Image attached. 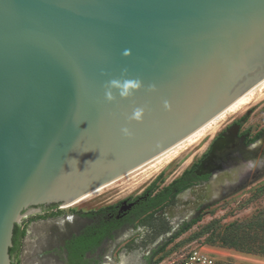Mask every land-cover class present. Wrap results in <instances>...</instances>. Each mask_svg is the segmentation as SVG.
<instances>
[{
	"label": "water",
	"instance_id": "obj_1",
	"mask_svg": "<svg viewBox=\"0 0 264 264\" xmlns=\"http://www.w3.org/2000/svg\"><path fill=\"white\" fill-rule=\"evenodd\" d=\"M262 80L264 0H0V264L23 214L145 170Z\"/></svg>",
	"mask_w": 264,
	"mask_h": 264
},
{
	"label": "rangeland",
	"instance_id": "obj_2",
	"mask_svg": "<svg viewBox=\"0 0 264 264\" xmlns=\"http://www.w3.org/2000/svg\"><path fill=\"white\" fill-rule=\"evenodd\" d=\"M224 134H228L226 140L219 141L213 156L200 166L202 170L208 168L203 172L207 178L197 179L196 173H189L159 207L124 223L89 252L88 258L91 264H180L195 248L208 255L212 264H264V256L224 247L216 235H195L212 219L218 221L217 232L264 206V86L248 106L219 121L215 131L188 146L162 169L136 171L67 210L56 205L23 214L17 223L22 235L15 263L63 264V243L105 219L99 210L141 192L160 173L152 191H161L205 152L210 155L212 140ZM189 222L190 226L181 230Z\"/></svg>",
	"mask_w": 264,
	"mask_h": 264
},
{
	"label": "trees",
	"instance_id": "obj_3",
	"mask_svg": "<svg viewBox=\"0 0 264 264\" xmlns=\"http://www.w3.org/2000/svg\"><path fill=\"white\" fill-rule=\"evenodd\" d=\"M225 137L223 139L226 140ZM186 173L187 171H184L182 175ZM160 175L161 173L156 176L154 180H152L150 183L151 186L154 185ZM180 180L181 177L171 181L164 187V189L159 192V194L156 195V197L151 202L155 203L154 205L164 202V200L172 191V188L176 185L178 186ZM149 207H145L142 212L147 211ZM217 223L218 221L216 219L210 220L208 223L202 226L200 232L196 233L195 235L200 233H206L209 236L216 235L218 243L224 247L233 248L244 253L264 256V206L258 209L248 218L232 221L224 226H221L220 231L215 232V225ZM105 226L106 223L103 224L102 222L99 226L88 228L83 231L81 235H78L77 237H74L68 241L65 244V249L69 252L70 260L72 258H76V255L80 258L85 251L92 249L95 245H97L104 235H108V232L104 230ZM189 226L190 222L182 226L181 230H184ZM91 234H94V236H91ZM21 235L22 231L19 225L15 224L12 232V245L8 250L10 256L15 255L19 251ZM69 264H72V262L69 261Z\"/></svg>",
	"mask_w": 264,
	"mask_h": 264
},
{
	"label": "flooded vegetation",
	"instance_id": "obj_4",
	"mask_svg": "<svg viewBox=\"0 0 264 264\" xmlns=\"http://www.w3.org/2000/svg\"><path fill=\"white\" fill-rule=\"evenodd\" d=\"M231 129H234V132H235L234 135L236 137V128L232 127ZM231 129H229L228 134L230 133ZM228 134H224L221 137H220V135H217L212 140L211 143H213V144H210V146L208 147V150L210 149L212 153H209L210 155L207 156L208 152H205V154H203L199 158L198 162L191 164L190 168L186 170L187 171L186 174L182 175V173H181L180 176L178 177V178L181 177L179 184L184 182L185 177L189 173H191L192 171L194 173H196L197 179L202 180V179H205L208 177V174H203V172L206 171L208 168L206 170H202V169H200V166L208 157L213 156V151L215 152L216 147L221 145V144L218 145V142L221 141ZM180 186L181 185H179V187ZM175 187L172 188L173 190L171 192H174L175 189H177V187L176 188ZM152 188H153V186L148 184L147 186H145L143 188V190L141 192L133 195L132 197H127L123 200H120V201L114 203V204L107 205L104 208H102L101 210H99L100 212L103 211L105 213V215H106L105 219L101 220L97 224H94L92 226L85 228L80 233H78L72 237H69V238H67V240H65V242L63 243V246H62L63 250H64V263L63 264H69V261H71L72 264L73 263L91 264L90 259L88 258V253L91 252L93 249H95L102 240L110 237L112 235V233L117 231L124 223L130 222L134 219H138V218L148 214L151 210L159 207L161 205V203L158 205L157 204L154 205L155 203H152L151 201L156 197L157 194H159L160 191L155 193L154 191H152ZM149 206H151V207H149ZM40 207H42V206H40ZM145 207H149V209L145 212H142ZM96 211H98V210H96ZM94 212H95V210H94ZM102 222H103V224L106 223L104 230L106 232H108V235H104V237L99 241V243L97 245H95L92 249L85 251L80 258L77 257V255H76V258H72L70 260L69 252L65 249V244L68 241H70L72 238L77 237L78 235H81L83 233V231H85L86 229L99 226ZM91 236H94V234H91ZM10 259H11V264H16L15 259H14V255H11Z\"/></svg>",
	"mask_w": 264,
	"mask_h": 264
},
{
	"label": "bare ground",
	"instance_id": "obj_5",
	"mask_svg": "<svg viewBox=\"0 0 264 264\" xmlns=\"http://www.w3.org/2000/svg\"><path fill=\"white\" fill-rule=\"evenodd\" d=\"M263 86H264V80L259 82L253 88H251L246 93H244L242 96H240L238 99H236L233 103H231L228 107H226L224 110H222L219 114H217L214 118H212L209 122H207L199 130H197L195 133H193L190 137H188L184 142H182L175 149H173L172 151L167 153L165 156L160 158L158 161H156L155 163L150 165L145 170H142L140 168L137 171L141 170L140 172L145 171V172L153 173V172H156V171L162 169L164 166L169 164L178 154H180L188 146L197 142L198 140L203 139L205 136H208L213 131H215L217 123L219 121L223 120L228 115H233V114L238 113L239 111L244 109V107L246 105L248 106L249 103H251L253 100H255L257 91L260 88H262Z\"/></svg>",
	"mask_w": 264,
	"mask_h": 264
},
{
	"label": "clouds",
	"instance_id": "obj_6",
	"mask_svg": "<svg viewBox=\"0 0 264 264\" xmlns=\"http://www.w3.org/2000/svg\"><path fill=\"white\" fill-rule=\"evenodd\" d=\"M110 83L113 86L118 87V88L121 89L120 92H119V95L121 97H127V96L131 95L132 94L131 91H130L131 89H136V88H139L141 86L140 82L138 80H135V81L126 80V81L123 82L122 85L120 84V82L115 81V80L111 81ZM105 98L107 100H109V101L115 99L114 95L111 92H106L105 93ZM140 115H141V110H137L134 113V117L137 118V119L140 117ZM122 131L126 132L127 130L123 129Z\"/></svg>",
	"mask_w": 264,
	"mask_h": 264
},
{
	"label": "built area",
	"instance_id": "obj_7",
	"mask_svg": "<svg viewBox=\"0 0 264 264\" xmlns=\"http://www.w3.org/2000/svg\"><path fill=\"white\" fill-rule=\"evenodd\" d=\"M180 264H212V260L200 249L194 248L182 258Z\"/></svg>",
	"mask_w": 264,
	"mask_h": 264
}]
</instances>
